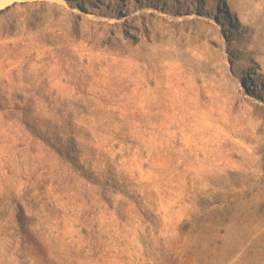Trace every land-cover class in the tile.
<instances>
[{
  "label": "rangeland",
  "instance_id": "1",
  "mask_svg": "<svg viewBox=\"0 0 264 264\" xmlns=\"http://www.w3.org/2000/svg\"><path fill=\"white\" fill-rule=\"evenodd\" d=\"M28 1L0 12V264H264V0ZM131 4L148 17L101 22ZM89 35L182 54L129 97L89 75ZM177 67L202 97L145 105Z\"/></svg>",
  "mask_w": 264,
  "mask_h": 264
},
{
  "label": "bare ground",
  "instance_id": "2",
  "mask_svg": "<svg viewBox=\"0 0 264 264\" xmlns=\"http://www.w3.org/2000/svg\"><path fill=\"white\" fill-rule=\"evenodd\" d=\"M33 1V0H32ZM63 1V0H62ZM148 1V0H147ZM147 1L145 3H147ZM29 2L28 0H0V12L2 10H5L6 8L12 6L15 3H26ZM70 2H73L72 0H70ZM160 3L163 4L164 6L167 7V9L171 10V11H175L174 9H179L182 10L183 8V4L181 7H179V4L177 3V5H175V2L173 3V7H171L170 5V1H165V0H149L148 4H150L152 6V8L156 7V5ZM225 4V3H224ZM225 6V5H220ZM187 7V6H186ZM215 7V6H214ZM216 8H219V5H216ZM158 9V8H157ZM226 6L223 7L222 9H220L221 11L223 10L224 16L226 17V23L225 25L223 24L221 27L223 28V31L230 27L231 31H235L238 29H241V25L239 26V24L236 22L235 23V19L234 16L232 14H230L228 11H226ZM145 8H141L140 6L131 4L130 7H122V6H113V11L110 12L109 10H106L105 13L107 14V21H101V22H110L109 24H113V25H124L126 27H128V25H131L132 23H134L135 20H143L145 18L148 17V14L145 13ZM159 10V9H158ZM157 10V13H155L156 16L159 15V12ZM163 10V9H161ZM199 10V11H198ZM183 11V10H182ZM162 12V11H161ZM184 12V11H183ZM216 12V10H215ZM82 13V12H81ZM172 13V12H169ZM202 13H204L202 10H200L199 8L195 9H191L190 10V15H193V17H189V19L185 20L188 21L190 19H198V15L199 18L200 16H204L202 15ZM184 14V13H182ZM197 14V16H196ZM180 18L182 17L179 16ZM98 18V17H97ZM174 18V17H172ZM206 19V18H205ZM213 18L211 17V19H208L207 21L212 22ZM100 22V23H101ZM217 22V21H216ZM238 24V25H237ZM217 26V25H215ZM218 27V26H217ZM229 28V29H230ZM224 33V32H223ZM224 35H226L224 33ZM93 35H89V37H86V42H88V46H90V48L94 49L91 51L94 52H98L99 54V58L98 60H93V68L90 71L93 81L96 84L99 85H109L110 88H115L118 92H125L126 95L125 96H129V97H134L135 96V91L136 90H141V86L142 85V77L143 74L145 73V70H149L151 68H153V70H157L154 71L155 75L159 76L161 79L162 77L160 76V74H162L161 70L166 69V61L167 59L172 58V56H176V57H180V55L182 54V47H181V43H176V42H171V48L174 47V49H170V50H166L162 47H165V45H163L165 42L164 40H162L161 42H163V44L159 45L157 43H155L151 49V53L149 54L150 59H148V61L145 60V62L140 58L137 57L135 58L134 55L128 57L129 60H124V59H111L110 57L108 58L107 55H111L110 51L108 52H103L100 48V44L94 42L93 39ZM156 38V37H155ZM90 42H93L92 44ZM91 44V45H90ZM99 50V51H98ZM112 53H115V55L117 56H122V49H118L115 52H113L111 50ZM66 53L70 54L69 49H67L66 47ZM104 55V56H103ZM106 58V61L104 60ZM163 58V59H161ZM103 59V60H102ZM142 61L144 64H147L146 67L144 65L141 64ZM191 61V60H190ZM187 68L186 65L182 66V69ZM242 69V68H241ZM244 70V69H243ZM170 74L167 75L166 80L163 82L162 80H160L158 82V88L159 90H166V92H164L162 99L159 101V103L156 102H148V101H144L146 102L145 105H151L152 107H155L156 105L160 106H164V105H171L174 104V100L172 99L173 97H175V95H173L174 93L179 94V96L185 98L186 94H196V92H198V97H202V89L200 88H193L192 86H187V88H183L180 85V88L177 90L178 92H174L173 89V85L174 82L180 81V83H184L183 80L188 78V80L192 79V77H187L185 74H183L180 71V68H173V71L170 70L169 71ZM252 78V75L249 72L243 71V76H241L240 78V82L244 81V80H250ZM97 79H101L103 80L101 83H99L98 81L96 82ZM130 85H133L135 87V89L130 90ZM250 83H247V86L244 84L240 85V87H243V91H247L250 90V88L252 89V84L251 86H249ZM255 85H257L255 83ZM260 85V84H259ZM257 85V86H259ZM255 87V86H254ZM257 89V88H256ZM195 92V93H194ZM197 97V95H195ZM255 97L259 98L258 96H256V92H255ZM186 99V98H185ZM142 102V100L140 99L139 103ZM177 102H180V97L177 99ZM150 103V104H149ZM184 104V103H182Z\"/></svg>",
  "mask_w": 264,
  "mask_h": 264
}]
</instances>
